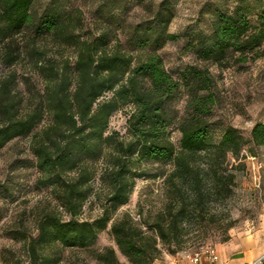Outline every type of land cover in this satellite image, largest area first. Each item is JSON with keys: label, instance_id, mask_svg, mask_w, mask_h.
<instances>
[{"label": "rangeland", "instance_id": "1", "mask_svg": "<svg viewBox=\"0 0 264 264\" xmlns=\"http://www.w3.org/2000/svg\"><path fill=\"white\" fill-rule=\"evenodd\" d=\"M251 18L264 10V0H250ZM234 0H34L32 21L11 47L20 49L19 59L7 64L0 55V79L10 75L13 102L19 108H31L39 100L41 88L36 61L54 68L68 62L73 69L83 38L103 36L109 47L118 46L135 59L149 52L163 57L165 67L180 78L187 66L208 68L214 77V94L207 131L210 146L220 143L224 130L232 127L242 136L239 153L204 150L185 151L186 159L196 168L193 175H171L175 162L133 159L134 183L128 200L110 213V220L93 243L64 246L55 241L38 246L47 257L46 264H102L98 254L115 250L123 264H130L111 233V222L127 212L146 230L157 219L176 226L170 242L159 240L162 261L167 255L186 254L201 244L217 245L248 233H264V145L255 144L251 129L264 123V43L263 55L245 62L229 58L228 65L200 58L189 41L208 35L216 11L231 9ZM44 12L58 13L67 19L62 36L53 33L34 35L33 24ZM160 13L158 16L157 13ZM74 30V31H73ZM169 34L177 38L168 39ZM189 89L181 84L176 96L167 102L168 135L176 153L181 150L179 124L190 111ZM134 109L124 104L110 116L108 132L130 137L127 117ZM49 121V115L34 130ZM33 130V131H34ZM32 133L16 136L0 148V264H28V241L37 233V224L46 215L67 218L68 214L54 197L50 187L37 182L39 171L30 149ZM90 161L91 190L83 202L78 219L99 216L110 191L111 167L106 153ZM135 170V171H134ZM196 175V176H195ZM153 262V263H154Z\"/></svg>", "mask_w": 264, "mask_h": 264}, {"label": "trees", "instance_id": "2", "mask_svg": "<svg viewBox=\"0 0 264 264\" xmlns=\"http://www.w3.org/2000/svg\"><path fill=\"white\" fill-rule=\"evenodd\" d=\"M33 1L0 0V55L7 64L19 59L20 49L15 50L11 44L32 21ZM252 12L250 0H234L231 9L216 11L211 32L189 41L187 47L200 58L223 65H228L230 57L245 62L262 56L264 10L254 19ZM69 18L44 12L33 24L34 35L62 36ZM167 37L174 40L177 34ZM78 41L71 71L68 62L60 69L36 61L42 86L38 88L39 100L31 108L21 109L13 102L14 78L6 75L0 79V148L16 136L32 133L30 149L39 171L37 182L50 187L68 214L67 218L46 215L39 220L37 233L28 241V264L47 263L38 248L43 243H93L109 222L110 213L128 200L135 175L133 159L173 160L176 165L171 175L184 176L197 171L186 159L185 151L204 150L210 155L217 151L237 155L240 151L242 136L232 127L224 130L219 144L210 146L207 140L215 100L211 91L214 77L208 68L187 66L178 78L165 67L157 52L135 59L119 48L118 41L109 47L103 36ZM20 43L18 40V47ZM181 84L189 89L190 111L180 121L181 150L176 153L168 135L166 104L176 96ZM124 104L134 106L127 117L131 134L127 141L120 139L115 130H107L111 114ZM45 115H49V121L34 130ZM250 134L255 144L264 145L263 122H256ZM107 143L114 144L105 155L111 165L106 171L110 191L99 216L78 219L91 190L90 161L103 155ZM149 229L137 224L127 212L111 222L114 240L130 264H153L162 252L158 239L170 242L177 235L173 223L159 219ZM98 259L102 264H123L111 247L100 252Z\"/></svg>", "mask_w": 264, "mask_h": 264}, {"label": "crops", "instance_id": "3", "mask_svg": "<svg viewBox=\"0 0 264 264\" xmlns=\"http://www.w3.org/2000/svg\"><path fill=\"white\" fill-rule=\"evenodd\" d=\"M218 260L215 264H242L253 260L264 252V233H248L215 245ZM202 264H210L208 258H200ZM153 264H190L184 254L167 255L162 261Z\"/></svg>", "mask_w": 264, "mask_h": 264}, {"label": "built area", "instance_id": "4", "mask_svg": "<svg viewBox=\"0 0 264 264\" xmlns=\"http://www.w3.org/2000/svg\"><path fill=\"white\" fill-rule=\"evenodd\" d=\"M202 256L208 258L210 264H215L219 257L215 246L210 244H201L195 250L184 254V257L190 262V264H202L200 262ZM242 264H264V252L253 260L245 261Z\"/></svg>", "mask_w": 264, "mask_h": 264}]
</instances>
